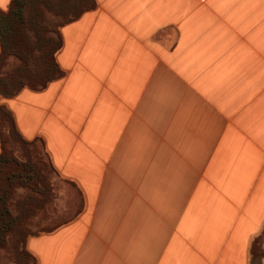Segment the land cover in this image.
<instances>
[{
  "label": "crops",
  "instance_id": "0c3cea01",
  "mask_svg": "<svg viewBox=\"0 0 264 264\" xmlns=\"http://www.w3.org/2000/svg\"><path fill=\"white\" fill-rule=\"evenodd\" d=\"M97 3L61 29L64 78L0 99L61 185L40 215L59 226L29 250L39 264H264V0Z\"/></svg>",
  "mask_w": 264,
  "mask_h": 264
},
{
  "label": "trees",
  "instance_id": "16d2710c",
  "mask_svg": "<svg viewBox=\"0 0 264 264\" xmlns=\"http://www.w3.org/2000/svg\"><path fill=\"white\" fill-rule=\"evenodd\" d=\"M96 8L97 0H11L7 11L0 10V97H14L24 88L42 91L63 77L57 61L64 44L60 28ZM0 138V253L4 264H39L26 247L37 210L54 198L51 165L43 153L34 155L32 143L24 140L2 105ZM9 140L28 155H15ZM262 238L253 241V259L264 254Z\"/></svg>",
  "mask_w": 264,
  "mask_h": 264
},
{
  "label": "rangeland",
  "instance_id": "374dc122",
  "mask_svg": "<svg viewBox=\"0 0 264 264\" xmlns=\"http://www.w3.org/2000/svg\"><path fill=\"white\" fill-rule=\"evenodd\" d=\"M97 6H98V3H97ZM95 10V9H94ZM83 15V14H82ZM66 25V24H65ZM65 25H63V26H65ZM62 26V27H63ZM62 27L60 28V33H61V29H62ZM61 35H62V33H61ZM10 65L11 66H13V61H11L10 62ZM61 67V66H60ZM65 72V71H64ZM66 74V73H65ZM65 74H64V76H65ZM64 76L63 77H61V78H59V79H56V80H54V81H57V80H60V79H62V78H64ZM53 81V82H54ZM52 83V82H51ZM51 83H49V84H51ZM49 84H48V86H49ZM47 86V87H48ZM46 87V88H47ZM45 88V89H46ZM24 89H28V88H24ZM23 89V90H24ZM23 90H21V91H23ZM29 90H31V89H29ZM44 90V89H43ZM42 90V91H43ZM20 91V92H21ZM31 91H33V90H31ZM19 92V93H20ZM35 92H40V91H35ZM18 93V94H19ZM17 94V95H18ZM16 95V96H17ZM16 96H14V97H16ZM14 97H11V98H14ZM0 99H9V98H2V97H0ZM0 105H2V106H5L11 113H12V115H13V117H14V119H15V122H16V118H15V115L13 114V112L6 106V105H4V104H2V103H0ZM9 126V125H8ZM16 127H17V129H18V131H19V133L21 134V132H20V130H19V128H18V125H17V122H16ZM21 136L24 138V136L21 134ZM40 138V137H39ZM37 138H35L34 140H27V139H25L24 138V140L26 141V142H29V143H32V145H33V147L31 146V150H32V152L34 153V155H35V153H37V154H39V155H41V153H43L44 155H45V157H44V159L46 160V162L48 163V165H51V166H49V167H51V169L52 170H50L49 171V173H50V183H51V185H52V187H53V196H54V198L52 199V201H50L49 203H47V204H45L44 206H42V207H40L38 210H37V212H36V215H35V217H34V219L32 220V227H31V232L32 233H34L33 235H31L30 237H33V236H36V234L37 235H39V234H41V233H45V232H48V231H51V230H54L56 227H58L59 226V224H57L58 226H56V225H54V223H50L49 221H47L48 220V218H46V219H43L44 217H40V215H41V213H42V211H44L45 209H47L49 206H51V204L52 203H54L55 201H56V198L59 196V193H58V189L61 187V185H60V181H59V178H58V176H57V173H56V170H55V168H54V166H53V164H52V161H51V158L49 157V154H48V151H47V148H46V143H45V141L42 139V138H40V139H42L43 140V142H44V145L42 144V142H40V141H38V140H36ZM0 143H1V138H0ZM9 145H10V147H11V149H12V151L14 152V154L15 155H21V156H19L20 158H22V156L23 157H25L26 155H28L27 154V152H26V150L25 149H22V148H19L18 146H17V144L16 143H14V142H12V140H9ZM22 150H25V152H23ZM20 195L22 196L23 195V192H20ZM42 218V219H41ZM56 226V227H55ZM29 237V238H30ZM29 238H28V240H27V250L30 252V253H32L30 250H29V247H28V241H29ZM260 244H261V248H264V236H263V238L261 239V242H260ZM33 254V253H32ZM34 255V254H33ZM35 256V255H34ZM36 257V256H35ZM0 262L1 263H5L6 262V260L3 258V255H2V253H0Z\"/></svg>",
  "mask_w": 264,
  "mask_h": 264
},
{
  "label": "snow or ice",
  "instance_id": "6c2138e0",
  "mask_svg": "<svg viewBox=\"0 0 264 264\" xmlns=\"http://www.w3.org/2000/svg\"><path fill=\"white\" fill-rule=\"evenodd\" d=\"M3 3V0H0V4H2Z\"/></svg>",
  "mask_w": 264,
  "mask_h": 264
}]
</instances>
